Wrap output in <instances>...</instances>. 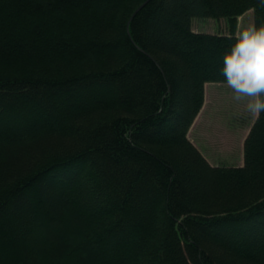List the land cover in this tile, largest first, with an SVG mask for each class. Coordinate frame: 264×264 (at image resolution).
I'll return each mask as SVG.
<instances>
[{
  "label": "trees",
  "instance_id": "trees-1",
  "mask_svg": "<svg viewBox=\"0 0 264 264\" xmlns=\"http://www.w3.org/2000/svg\"><path fill=\"white\" fill-rule=\"evenodd\" d=\"M249 10L0 0V264H264V112L243 165L189 136Z\"/></svg>",
  "mask_w": 264,
  "mask_h": 264
},
{
  "label": "rangeland",
  "instance_id": "rangeland-1",
  "mask_svg": "<svg viewBox=\"0 0 264 264\" xmlns=\"http://www.w3.org/2000/svg\"><path fill=\"white\" fill-rule=\"evenodd\" d=\"M250 23H254L252 10L240 16L239 28ZM194 27L217 31L225 30L227 23L224 19H196ZM257 116L247 110V98L235 99L226 82H207L204 105L189 136L212 164L243 165L245 141Z\"/></svg>",
  "mask_w": 264,
  "mask_h": 264
},
{
  "label": "clouds",
  "instance_id": "clouds-1",
  "mask_svg": "<svg viewBox=\"0 0 264 264\" xmlns=\"http://www.w3.org/2000/svg\"><path fill=\"white\" fill-rule=\"evenodd\" d=\"M220 71L235 99L247 98V110L253 114L264 112V22L237 30L222 54Z\"/></svg>",
  "mask_w": 264,
  "mask_h": 264
}]
</instances>
